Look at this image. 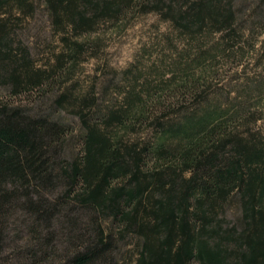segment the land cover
<instances>
[{"label": "trees", "instance_id": "obj_1", "mask_svg": "<svg viewBox=\"0 0 264 264\" xmlns=\"http://www.w3.org/2000/svg\"><path fill=\"white\" fill-rule=\"evenodd\" d=\"M148 3L165 9L179 31L223 32L221 51L235 46L231 0H0V81L13 94L45 81L46 70L14 44L37 8L61 36V66L83 47L71 36ZM144 94L85 121L70 161L61 158L63 126L0 104V253L11 241L9 225L20 222L30 230L22 264H264V139L226 126L246 117L242 106L216 126L211 120L228 111L215 107L167 126L154 115L158 137L139 148L111 129L153 115V92Z\"/></svg>", "mask_w": 264, "mask_h": 264}, {"label": "rangeland", "instance_id": "obj_2", "mask_svg": "<svg viewBox=\"0 0 264 264\" xmlns=\"http://www.w3.org/2000/svg\"><path fill=\"white\" fill-rule=\"evenodd\" d=\"M231 2L235 46L228 53L221 51L223 32L205 29L192 37L173 26L165 9L148 3L133 7L124 17L95 23L88 33L71 36L83 47L77 57L65 55L61 66L55 59L65 47L61 36L37 8L32 18L19 25L14 44L28 49L35 68L46 70L45 81L17 94L0 81V104L45 115L63 126L61 158L67 161L79 154L85 121L93 123L101 113L117 110L134 92L146 99L147 88L153 92V115L142 123L127 122L126 130L116 125L111 129L124 144L151 145L158 134L150 122L154 115L167 126L197 119L215 107L228 111L211 120L210 125L216 126L230 122L234 105L242 106L246 117L241 123L227 124V130L244 136L248 128L264 139V0ZM176 10L174 6L168 12ZM183 68L188 69V78L181 75ZM184 83L187 87H179ZM132 107L130 115L137 106ZM8 229L11 241L0 253V264L25 263L17 257L26 248L29 228L18 222Z\"/></svg>", "mask_w": 264, "mask_h": 264}]
</instances>
